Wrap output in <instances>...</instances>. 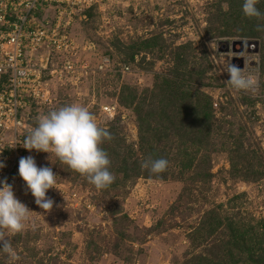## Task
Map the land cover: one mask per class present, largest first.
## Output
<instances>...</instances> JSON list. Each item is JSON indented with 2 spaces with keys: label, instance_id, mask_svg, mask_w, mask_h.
Wrapping results in <instances>:
<instances>
[{
  "label": "rangeland",
  "instance_id": "rangeland-1",
  "mask_svg": "<svg viewBox=\"0 0 264 264\" xmlns=\"http://www.w3.org/2000/svg\"><path fill=\"white\" fill-rule=\"evenodd\" d=\"M73 2L64 4L75 11L73 48L64 54L80 79L51 78L54 101L31 110L25 138L39 116L85 106L110 133L100 147L115 181L96 189L54 154L32 150L37 166L56 174L57 188L47 192L54 201L49 211L25 181L14 191L32 210L25 229L10 237L19 256L14 264H212L225 254L231 223L250 244L261 243L264 0L256 5L260 18L244 15V0ZM240 59L245 74L259 78L255 92L227 82L223 65L240 66ZM107 106L116 109L110 114ZM147 120L154 122L153 143L174 132L154 144L166 151L164 177L141 166L148 159L140 144ZM127 151L139 167L125 179ZM250 254L241 255L242 264H257ZM0 264H9L3 253Z\"/></svg>",
  "mask_w": 264,
  "mask_h": 264
},
{
  "label": "built area",
  "instance_id": "built-area-1",
  "mask_svg": "<svg viewBox=\"0 0 264 264\" xmlns=\"http://www.w3.org/2000/svg\"><path fill=\"white\" fill-rule=\"evenodd\" d=\"M67 2L0 0V161L5 164L0 180L6 179L13 191L24 181L18 174L20 158L33 156L22 146L31 110L53 103L55 74L80 79L76 63L64 54L74 44L69 30L75 11L64 8ZM57 60L62 61L59 69ZM104 109L112 114L116 107Z\"/></svg>",
  "mask_w": 264,
  "mask_h": 264
},
{
  "label": "clouds",
  "instance_id": "clouds-1",
  "mask_svg": "<svg viewBox=\"0 0 264 264\" xmlns=\"http://www.w3.org/2000/svg\"><path fill=\"white\" fill-rule=\"evenodd\" d=\"M259 0H244L242 11L248 18H260L262 13L256 7ZM264 25H258V30ZM228 74V84L236 91L255 92L259 86L257 75L248 73L233 63L223 65ZM110 133L99 127L89 110L79 104H70L52 110L37 118L36 126L29 131L23 147L29 151L54 154L61 163L86 177L96 189H105L114 181L110 172L108 154L100 147L103 139H110ZM49 158V157H48ZM165 158L150 159L141 166L149 174H160L168 167ZM5 164L0 161V169ZM19 176L26 182L27 189L35 203L45 211L52 209L54 201L47 197L49 189L56 187V174L51 167H38L31 155L21 157ZM32 210L14 194L7 180H0V253L7 256L9 264L19 259L10 237L25 229Z\"/></svg>",
  "mask_w": 264,
  "mask_h": 264
},
{
  "label": "trees",
  "instance_id": "trees-1",
  "mask_svg": "<svg viewBox=\"0 0 264 264\" xmlns=\"http://www.w3.org/2000/svg\"><path fill=\"white\" fill-rule=\"evenodd\" d=\"M197 115L199 116L200 114ZM201 115L208 116V118H210L209 113L205 110L201 112ZM206 122L208 123V121ZM152 123L154 125L153 121L150 122L148 121L146 123L147 125L146 132L141 133L140 136L141 148L143 147L146 148L145 150H147L148 152V153L146 152L147 153L146 156H148V159L146 158L145 160H142V164L150 159L165 158L166 151L165 150L159 151L154 147V144L155 143L162 144L163 140L166 137H168L167 139H169L174 133L172 132V130H170V134H167V131L166 133L164 132L160 133L159 137L156 138L157 142L153 143V138L155 137L154 132L156 131L155 129L152 128ZM192 131L193 130L191 129V132ZM183 134L184 131L182 130V136ZM182 142L186 143L185 141ZM132 159H133V153H131V151H127L126 155L122 158L121 163H122V169L125 174V179L126 177L128 178L131 176L132 171H136V165H137V173H138V167H139L138 162L136 164V161L135 160L133 161ZM139 174L141 176L144 175L143 172ZM163 174L164 172L160 174H150V175H152V177L155 176L164 177ZM229 230L231 235H229V238L227 240V246L225 247V254L221 255L217 261L216 260L212 261V264H242L244 258H242L241 255L245 254V256L247 257L248 253H251L250 257L254 258L257 264H264V234L261 243L255 245V244H250L248 242L249 240L247 239V236L241 233L237 227H234L232 223L229 224ZM212 242H216V241H212ZM214 255L216 254L214 253Z\"/></svg>",
  "mask_w": 264,
  "mask_h": 264
},
{
  "label": "water",
  "instance_id": "water-1",
  "mask_svg": "<svg viewBox=\"0 0 264 264\" xmlns=\"http://www.w3.org/2000/svg\"><path fill=\"white\" fill-rule=\"evenodd\" d=\"M240 43L242 45V49L240 51L243 52L244 51V42H240ZM236 44H237V42H234V45L233 46H235ZM240 60H241V65L239 67L240 68H243L244 67V61H243V59H240Z\"/></svg>",
  "mask_w": 264,
  "mask_h": 264
}]
</instances>
